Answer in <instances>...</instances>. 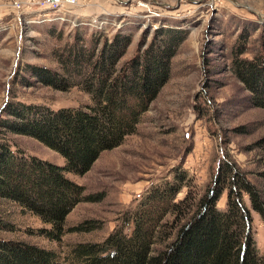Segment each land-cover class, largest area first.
Wrapping results in <instances>:
<instances>
[{"label":"rangeland","instance_id":"obj_1","mask_svg":"<svg viewBox=\"0 0 264 264\" xmlns=\"http://www.w3.org/2000/svg\"><path fill=\"white\" fill-rule=\"evenodd\" d=\"M16 2L26 0H0V142L61 167L66 159L60 154L1 127L9 103L54 111L93 104L80 78L73 79L76 86L68 91H59L42 81L37 68L62 72L60 60L75 43L91 48L100 40L101 48L117 34L132 37L119 67L142 53L162 30L185 40L172 61L170 80L135 133L120 147L102 153L87 174H67L84 191L67 217L62 241L41 233L51 225L2 199L0 239L36 245L54 252L62 264H78L75 249L80 244L103 243L119 231L131 235L136 214L156 190L182 184L184 178L176 203L198 201L216 187L225 163L236 166L237 187L244 178L264 198V109L256 106L234 65L239 58L251 60L264 52V0H79L66 20L49 10L28 11L25 3L24 9H17ZM224 185L217 204L223 213L232 186L229 180ZM241 194L263 257L264 221L249 196ZM93 195H101V200L85 199ZM172 220L167 216L164 223ZM87 222V231H71ZM158 242L159 250L163 239Z\"/></svg>","mask_w":264,"mask_h":264},{"label":"trees","instance_id":"obj_2","mask_svg":"<svg viewBox=\"0 0 264 264\" xmlns=\"http://www.w3.org/2000/svg\"><path fill=\"white\" fill-rule=\"evenodd\" d=\"M185 38L162 30L147 48L119 67L132 43L129 35L117 34L99 48L75 43L61 58L62 72L37 68L48 86L68 91L80 78L93 102L84 108L54 111L42 106L9 103L1 127L16 136H27L66 159L64 167L14 151L0 142V199L38 216L50 230H41L52 241L61 242L68 215L83 199V187L67 174L83 176L101 154L120 147L171 77L172 61ZM264 47V43H263ZM235 73L252 92L254 103L264 109V52L253 59H237ZM216 187L198 201L176 203L184 188L169 184L150 195L134 219L133 232L111 235L105 242L80 244L75 249L78 264H264L251 235L250 212L242 200L246 193L253 209L264 221V198L244 178L237 187L235 165L220 168ZM229 176V177H228ZM231 182H230V179ZM229 180L228 209L217 204ZM239 191V192H238ZM87 201L97 202L99 196ZM167 216L172 222H165ZM1 222L4 221L2 218ZM90 223L73 228L87 231ZM164 246L155 249L159 240ZM0 264H62L57 255L36 245L0 239Z\"/></svg>","mask_w":264,"mask_h":264},{"label":"built area","instance_id":"obj_3","mask_svg":"<svg viewBox=\"0 0 264 264\" xmlns=\"http://www.w3.org/2000/svg\"><path fill=\"white\" fill-rule=\"evenodd\" d=\"M27 5L25 7L28 11L36 12L38 10L51 11L55 13L62 14L63 20H66L65 14L75 13V9L79 4V0H26V2H16L15 7L17 9H24L22 5Z\"/></svg>","mask_w":264,"mask_h":264},{"label":"bare ground","instance_id":"obj_4","mask_svg":"<svg viewBox=\"0 0 264 264\" xmlns=\"http://www.w3.org/2000/svg\"><path fill=\"white\" fill-rule=\"evenodd\" d=\"M142 7H144V8H148V6H146V5H141Z\"/></svg>","mask_w":264,"mask_h":264}]
</instances>
